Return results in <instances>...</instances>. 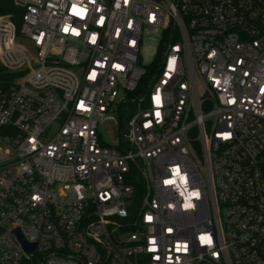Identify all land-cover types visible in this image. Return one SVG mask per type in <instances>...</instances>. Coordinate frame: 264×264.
Segmentation results:
<instances>
[{"label": "built area", "instance_id": "1", "mask_svg": "<svg viewBox=\"0 0 264 264\" xmlns=\"http://www.w3.org/2000/svg\"><path fill=\"white\" fill-rule=\"evenodd\" d=\"M13 2L0 264H264V0Z\"/></svg>", "mask_w": 264, "mask_h": 264}, {"label": "rangeland", "instance_id": "2", "mask_svg": "<svg viewBox=\"0 0 264 264\" xmlns=\"http://www.w3.org/2000/svg\"><path fill=\"white\" fill-rule=\"evenodd\" d=\"M142 45L139 49L140 61L143 64L149 63L154 55L158 34H143ZM97 131L100 138L107 144L113 145L116 142L117 128L115 123L108 119L98 123Z\"/></svg>", "mask_w": 264, "mask_h": 264}, {"label": "trees", "instance_id": "3", "mask_svg": "<svg viewBox=\"0 0 264 264\" xmlns=\"http://www.w3.org/2000/svg\"><path fill=\"white\" fill-rule=\"evenodd\" d=\"M21 12L22 8L14 4L13 0H0V15H8L17 28L19 27V16ZM12 78L13 74L4 71L0 66V87H4ZM4 131V128L0 127V133Z\"/></svg>", "mask_w": 264, "mask_h": 264}, {"label": "water", "instance_id": "4", "mask_svg": "<svg viewBox=\"0 0 264 264\" xmlns=\"http://www.w3.org/2000/svg\"><path fill=\"white\" fill-rule=\"evenodd\" d=\"M23 244V243H22ZM23 247H24V249L27 251V252H29L30 250H31V248H29L28 246H26V245H24L23 244Z\"/></svg>", "mask_w": 264, "mask_h": 264}]
</instances>
